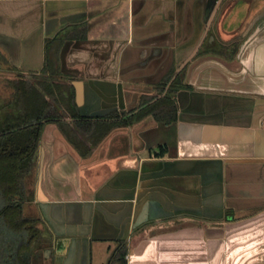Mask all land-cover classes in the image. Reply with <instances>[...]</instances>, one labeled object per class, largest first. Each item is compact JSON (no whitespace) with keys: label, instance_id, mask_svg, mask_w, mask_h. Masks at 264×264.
<instances>
[{"label":"crops","instance_id":"1","mask_svg":"<svg viewBox=\"0 0 264 264\" xmlns=\"http://www.w3.org/2000/svg\"><path fill=\"white\" fill-rule=\"evenodd\" d=\"M18 77L57 114L18 264H264V0H0V119Z\"/></svg>","mask_w":264,"mask_h":264},{"label":"trees","instance_id":"2","mask_svg":"<svg viewBox=\"0 0 264 264\" xmlns=\"http://www.w3.org/2000/svg\"><path fill=\"white\" fill-rule=\"evenodd\" d=\"M10 88L13 94L10 100L4 103L3 109L6 114L0 119V192L8 194L4 210L8 208L20 210L24 195L23 180L34 166L42 122L55 121L57 114L41 98L40 92L34 87L27 86L22 77L12 81ZM43 90L51 94L50 89ZM156 97L157 95L149 96L142 104H147ZM162 105L161 100L150 103L140 113L141 115H151L158 111L165 115L168 112L173 113L174 109L171 106L165 103ZM105 135L104 133L99 139ZM32 231L36 232L34 228ZM117 262H125V250H121Z\"/></svg>","mask_w":264,"mask_h":264},{"label":"rangeland","instance_id":"3","mask_svg":"<svg viewBox=\"0 0 264 264\" xmlns=\"http://www.w3.org/2000/svg\"><path fill=\"white\" fill-rule=\"evenodd\" d=\"M2 96H6L8 94V91L6 88L1 87L0 88ZM1 206V205H0ZM4 216V217H3ZM0 218V247H5V256L3 257L4 260H12V264H18L16 261V252L15 255L13 254L14 247L16 245L23 246V241L20 239H23L26 241V236H28L27 232L21 231L20 228H16L15 223L11 221V218L13 216L12 212L5 213ZM16 251V250H14ZM103 251V248L100 250L97 249L94 259V264H110L108 261L110 260L109 257L104 258L100 257V252ZM103 254V253H102ZM18 257V256H17ZM118 264V263H115Z\"/></svg>","mask_w":264,"mask_h":264},{"label":"flooded vegetation","instance_id":"4","mask_svg":"<svg viewBox=\"0 0 264 264\" xmlns=\"http://www.w3.org/2000/svg\"><path fill=\"white\" fill-rule=\"evenodd\" d=\"M150 103H151V102H149V104H150ZM149 104H148V105H149ZM148 105H147V106H148ZM147 106H146V107H147ZM146 107H145V108H146Z\"/></svg>","mask_w":264,"mask_h":264},{"label":"water","instance_id":"5","mask_svg":"<svg viewBox=\"0 0 264 264\" xmlns=\"http://www.w3.org/2000/svg\"><path fill=\"white\" fill-rule=\"evenodd\" d=\"M177 66H178V62H177Z\"/></svg>","mask_w":264,"mask_h":264}]
</instances>
